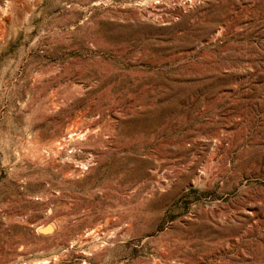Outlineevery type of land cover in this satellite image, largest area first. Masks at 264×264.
I'll return each mask as SVG.
<instances>
[{
    "label": "rangeland",
    "instance_id": "1",
    "mask_svg": "<svg viewBox=\"0 0 264 264\" xmlns=\"http://www.w3.org/2000/svg\"><path fill=\"white\" fill-rule=\"evenodd\" d=\"M0 264H264V0H0Z\"/></svg>",
    "mask_w": 264,
    "mask_h": 264
},
{
    "label": "bare ground",
    "instance_id": "2",
    "mask_svg": "<svg viewBox=\"0 0 264 264\" xmlns=\"http://www.w3.org/2000/svg\"><path fill=\"white\" fill-rule=\"evenodd\" d=\"M81 133V130L80 131H77V133L73 134L72 132H68L66 137L64 136L61 141L59 142V145L60 146H65L67 143H69V141L73 138V136H77V137H81L80 135ZM71 142V141H70ZM75 148V147H74ZM47 229L49 228H46V229H43L44 231H46ZM41 228H39V232H41Z\"/></svg>",
    "mask_w": 264,
    "mask_h": 264
},
{
    "label": "built area",
    "instance_id": "3",
    "mask_svg": "<svg viewBox=\"0 0 264 264\" xmlns=\"http://www.w3.org/2000/svg\"><path fill=\"white\" fill-rule=\"evenodd\" d=\"M73 150V149H72Z\"/></svg>",
    "mask_w": 264,
    "mask_h": 264
}]
</instances>
